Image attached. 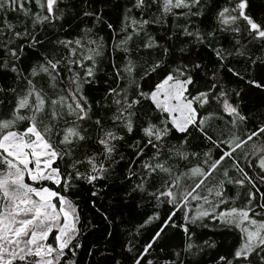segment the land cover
Masks as SVG:
<instances>
[{
	"label": "snow or ice",
	"instance_id": "snow-or-ice-1",
	"mask_svg": "<svg viewBox=\"0 0 264 264\" xmlns=\"http://www.w3.org/2000/svg\"><path fill=\"white\" fill-rule=\"evenodd\" d=\"M113 3L0 0V264H83L97 219L88 264H206L209 228L235 235L212 264H264V106L245 113L224 82L246 79L233 58L264 66V14L122 0L113 23ZM105 61L111 83L90 99ZM247 84L264 92V73ZM129 209L139 219L121 228Z\"/></svg>",
	"mask_w": 264,
	"mask_h": 264
},
{
	"label": "trees",
	"instance_id": "trees-1",
	"mask_svg": "<svg viewBox=\"0 0 264 264\" xmlns=\"http://www.w3.org/2000/svg\"><path fill=\"white\" fill-rule=\"evenodd\" d=\"M118 2H122V0H114L113 7L106 9V16L110 17V20L113 23H118L117 16L119 13V8L116 6ZM209 3L215 6L216 4L223 3V0H209ZM96 7H99L98 3L96 4ZM248 11L249 14L255 16L264 14V0H250ZM201 20L202 27L207 28L211 26L213 24L212 13H207L203 18H201ZM77 23L78 22L70 20L69 24L71 25V27L69 28V25H65L66 29H68V38H71V36L75 35V33L78 31ZM153 31L158 35L162 33V29L160 28H154ZM100 35L105 36L106 39L110 37V33L107 29L101 31ZM109 43H111L110 40ZM225 46L227 47L228 45L225 44ZM251 51L255 55H260V51H258L256 47H253ZM194 54L203 57L205 62H207V54L204 50H201L200 52ZM120 59L121 58L119 56L116 58L117 64L120 63ZM230 66L234 67L242 75L246 76V79L240 80L232 77L230 73H227L226 69L224 73V82L229 87H234L237 90L243 89V92L241 93L244 97L242 103L243 111L245 113H251L264 106V92H260L258 90H249L247 84V78L259 77L261 73H264V66L258 64L255 68H253L250 63H246L241 58L231 59ZM101 69L102 71L98 73L97 83L94 84L92 86V89L89 91L90 99L92 97H96L97 99L101 98L103 96L104 89L111 83L109 78L105 75V70L111 71L109 62L105 61L103 64H101ZM5 83H11V81H0V84ZM144 87L145 89H147V83H145ZM234 194L235 193H233V195ZM139 211L140 210L138 209L126 210L123 218L124 223L121 224L120 227H131L139 219ZM83 215L86 218L89 217L90 214L87 208L84 209ZM93 223L95 224V228L90 231L83 232L81 237L82 242L85 245V248H82L80 250V256L82 257L83 264H88V261L91 259L85 254L89 248H91L95 244H101L102 246L101 234L105 231L106 225L99 219L93 221ZM197 231L201 233L204 239L212 238L217 242V247L215 249H209L208 254L203 257V260L206 262V264H212V257L216 256L217 254H226L228 249L235 241V235L230 232L218 231L214 233L210 228L203 230L198 229ZM147 235L148 233H145V236ZM123 239L124 236L118 233L114 240V247L117 252H119L120 250V242Z\"/></svg>",
	"mask_w": 264,
	"mask_h": 264
}]
</instances>
